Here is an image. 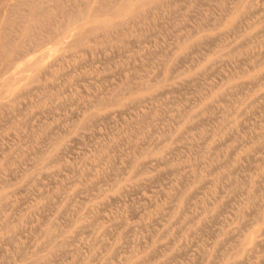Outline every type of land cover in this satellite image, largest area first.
<instances>
[{
	"label": "rangeland",
	"instance_id": "1",
	"mask_svg": "<svg viewBox=\"0 0 264 264\" xmlns=\"http://www.w3.org/2000/svg\"><path fill=\"white\" fill-rule=\"evenodd\" d=\"M148 1L0 0V264H264V0Z\"/></svg>",
	"mask_w": 264,
	"mask_h": 264
},
{
	"label": "bare ground",
	"instance_id": "2",
	"mask_svg": "<svg viewBox=\"0 0 264 264\" xmlns=\"http://www.w3.org/2000/svg\"><path fill=\"white\" fill-rule=\"evenodd\" d=\"M147 1H148V0H147ZM150 1H151V0H150ZM148 2H149V1H148ZM125 4H126V3H125ZM125 4H124V5H125ZM143 4H145V3H143ZM124 5H123V6H124ZM135 7H136V6H135ZM94 8H95V7H94ZM136 9H137V8H136ZM85 13H86V12H85ZM85 13H84V14H85ZM78 15H79V14H77V16H78ZM82 15H83V14H82ZM113 15H114V14H113ZM83 16H84V15H83ZM101 16H102V15H101ZM75 19H76V18H75ZM77 19L79 20V18H77ZM72 21H73V20H72ZM69 23H70V21H69ZM75 23H76V22H75ZM72 24H73V23H72ZM94 27H95V26H94ZM65 29H66V28H65ZM85 29H86V28H85ZM103 30H104V29H103ZM72 31H73V30H72ZM60 32H61V31H60ZM62 32H64V31H62ZM88 32H89V31H88ZM90 32H91V31H90ZM83 33H84V32H83ZM94 33H95V31H94ZM58 34H59V33H58ZM60 34H61V33H60ZM60 34H59V35H60ZM63 34H64V33H63ZM74 34H75V33H74ZM74 34H73V35H74ZM92 34H93V33H92ZM81 36H82V35H81ZM55 37H56V35H55ZM83 37H84V36H83ZM94 37H95V36H94ZM77 38H78V37H77ZM80 38H82V37H80ZM57 40H58V39H57ZM75 41H76V40H75ZM76 42H77V41H76ZM56 43H57V42H56ZM58 43H59V42H58ZM76 44H77V43H76ZM42 47H43V46H42ZM35 63H36V61H35ZM25 64H26V63H25ZM30 64H32V63H30ZM32 65H33V64H32ZM34 65H35V64H34ZM28 66H29V65H28ZM9 67H10V66H9ZM26 70H27V69H26ZM9 71H10V70H9ZM6 73H7V72H6ZM1 80H2V79H1ZM30 82H31V80H30ZM15 83H16V82H15ZM17 83H19V81H18ZM4 91H5V90H4Z\"/></svg>",
	"mask_w": 264,
	"mask_h": 264
}]
</instances>
